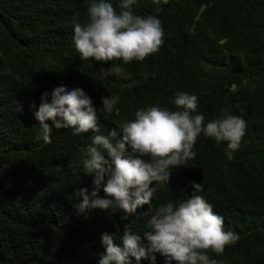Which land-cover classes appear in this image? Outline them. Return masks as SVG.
<instances>
[{
	"label": "trees",
	"instance_id": "1",
	"mask_svg": "<svg viewBox=\"0 0 264 264\" xmlns=\"http://www.w3.org/2000/svg\"><path fill=\"white\" fill-rule=\"evenodd\" d=\"M89 2L0 0V264H99L102 234L119 239L128 225L143 237L156 207L187 199L193 183L202 185L195 194L223 217L225 231L239 236L222 254L209 251L210 258L264 264V0H168L160 13L153 0H136L134 14L160 19L164 43L127 65L81 59L74 21L87 23ZM107 2L120 11L122 0ZM112 63L131 79L104 76L102 68ZM133 81L138 83L126 86ZM58 86L81 88L91 97L105 136L157 102L176 110L181 92L197 97L205 123L228 108L248 126L232 159L227 142L201 134L195 158L172 169L168 187L158 186L151 205L131 215L111 208L81 214L75 205L82 198L74 192L94 187L83 168L94 133L53 126L50 143L37 138L34 113L42 94ZM113 95L120 96L119 111L108 114L101 98ZM99 196L106 198L102 188ZM155 264H164L158 253Z\"/></svg>",
	"mask_w": 264,
	"mask_h": 264
},
{
	"label": "clouds",
	"instance_id": "2",
	"mask_svg": "<svg viewBox=\"0 0 264 264\" xmlns=\"http://www.w3.org/2000/svg\"><path fill=\"white\" fill-rule=\"evenodd\" d=\"M135 3L136 0H122L117 12L107 0H90L87 23L74 21V44L82 60L122 61L127 65L159 51L164 43L161 21L157 15L134 14ZM153 3L155 12L160 13L161 5L168 0H153ZM102 72L104 76L115 75L126 81L132 75L116 63L107 70L102 68ZM101 101L106 113L119 111V95L102 97ZM174 104V111L159 106V102L138 110L133 119L120 123L118 129L113 128L105 136L99 134L97 109L83 89L58 86L51 93L42 94L41 104L34 113L39 121L38 139L50 143L53 126L72 128L74 134L94 133L87 158L83 160L84 174L93 177L94 187L90 193L87 188L74 192V197L82 198L75 205L79 213L111 208L131 215L138 208L151 205L158 186L168 187L172 169L195 158L193 148L201 134L217 143L227 142L226 155L233 158L232 153L240 148L248 126L242 117L224 108L219 118L205 123V116L198 113L197 97L182 92ZM21 110L17 106L16 111ZM48 120L53 125L46 123ZM101 188L106 198L99 196ZM193 188L194 193L187 199L157 206L148 220L150 230L143 237L128 225L119 239L116 233L102 234L105 253L99 264H131L130 257L137 262L150 259L155 264L157 253L164 258V264H222L210 258L209 251L220 255L239 236L225 231L223 217L195 194L203 191L202 185L193 183Z\"/></svg>",
	"mask_w": 264,
	"mask_h": 264
}]
</instances>
